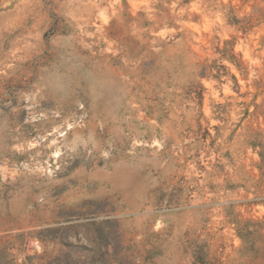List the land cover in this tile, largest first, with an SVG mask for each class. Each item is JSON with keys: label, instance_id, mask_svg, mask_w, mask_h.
I'll use <instances>...</instances> for the list:
<instances>
[{"label": "rangeland", "instance_id": "rangeland-1", "mask_svg": "<svg viewBox=\"0 0 264 264\" xmlns=\"http://www.w3.org/2000/svg\"><path fill=\"white\" fill-rule=\"evenodd\" d=\"M0 264H264V0H0Z\"/></svg>", "mask_w": 264, "mask_h": 264}]
</instances>
